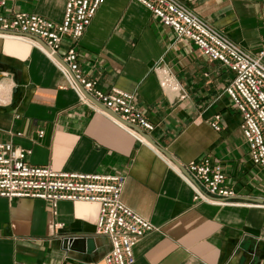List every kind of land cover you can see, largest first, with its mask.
I'll return each instance as SVG.
<instances>
[{
    "label": "crops",
    "instance_id": "obj_1",
    "mask_svg": "<svg viewBox=\"0 0 264 264\" xmlns=\"http://www.w3.org/2000/svg\"><path fill=\"white\" fill-rule=\"evenodd\" d=\"M180 1L247 52L263 49L262 0ZM65 5L7 0L11 12L55 23L62 22ZM27 39L0 34V83L8 98L0 106V143L29 150L32 166L124 176L123 203L154 226L135 246L134 264H243L248 251L251 264H264V201H254L264 199V177L250 159L241 115L226 93L234 78L229 69L179 40L135 0H105L77 46L83 74L104 93L132 95L155 127L144 132L182 166L207 156L222 165L234 203L195 202L170 160L85 104ZM68 46L65 41L60 57ZM158 66L170 74L171 88H162ZM216 115L220 131L211 126ZM99 209L94 202L54 207L41 199L0 198V264H106L111 243L96 233Z\"/></svg>",
    "mask_w": 264,
    "mask_h": 264
},
{
    "label": "built area",
    "instance_id": "obj_2",
    "mask_svg": "<svg viewBox=\"0 0 264 264\" xmlns=\"http://www.w3.org/2000/svg\"><path fill=\"white\" fill-rule=\"evenodd\" d=\"M104 1L66 0L63 20L55 23L35 13L11 12L7 0H0V30L29 34L42 40L50 52L37 41L27 39L58 66L68 86L78 93L85 104L149 145L139 133L124 124L147 132L155 128L137 106L133 96L117 89L109 93L98 90L96 82L88 79L80 68L78 43ZM135 1L145 6L161 24L172 29L179 40L192 42L202 55L221 62L234 74L226 93L241 115L240 128L250 159L264 173V47L258 55L247 52L180 0ZM262 4L264 8V0ZM65 41L69 42V46L65 56L60 57L58 51ZM55 55L63 60L67 68L55 59ZM156 73L162 88H171L172 80L168 71L158 66ZM79 85L120 120L95 105L82 93ZM177 92L180 94L179 90ZM7 103L8 98L1 96L0 106ZM220 122L221 116L216 115L211 122L212 128L220 131ZM43 135L44 131L38 132L40 138ZM29 153V150L15 147L11 142L0 143V198L41 199L54 207L61 201L97 203L100 209L96 233L107 236L111 243V250L104 258L105 263L134 264L135 246L142 237L154 230V226L123 203L121 195L125 177L57 172L48 166H32L27 160ZM168 162L192 189L195 202L220 205L234 203L236 196L233 189L226 185L222 165L210 156L185 167L191 178Z\"/></svg>",
    "mask_w": 264,
    "mask_h": 264
},
{
    "label": "water",
    "instance_id": "obj_3",
    "mask_svg": "<svg viewBox=\"0 0 264 264\" xmlns=\"http://www.w3.org/2000/svg\"><path fill=\"white\" fill-rule=\"evenodd\" d=\"M0 34H10V35H18V36H24L30 39H33L35 41H37L39 44H41L48 52H50V49L46 46V44L40 40L39 38L29 35V34H22V33H18V32H7V31H2L0 30ZM55 59L60 62L64 67L67 68V65L63 62V60L58 56L55 55L54 56ZM80 90L82 91V93L88 98L90 99L95 105H97L100 109H102L103 111L109 113L110 115H112L113 117H115L116 119L120 120V118L116 115H114L113 113H111L108 109H106L102 104H100L98 101H96L94 98H92L84 89L82 86L79 85ZM125 125L131 127L133 130H135L137 133H139L148 143H150L154 148H156L161 154H163L168 160H170V162H172L177 168H179L181 170V172L187 176L188 178H191L189 172L186 170V168L184 166H182L173 156H171L170 153H168L166 150H164L163 148L159 147L152 139L151 137L146 134L142 129L136 127V126H132L129 125L127 123L124 122ZM248 199V198H246ZM254 201H261L263 202L264 199H255ZM245 258V262L243 264H251L252 260H253V255L250 251H248V253H244V255L242 254L241 257ZM240 260L238 261L239 264ZM232 264H235V262H233Z\"/></svg>",
    "mask_w": 264,
    "mask_h": 264
},
{
    "label": "bare ground",
    "instance_id": "obj_4",
    "mask_svg": "<svg viewBox=\"0 0 264 264\" xmlns=\"http://www.w3.org/2000/svg\"><path fill=\"white\" fill-rule=\"evenodd\" d=\"M0 91H1L0 97L1 96H4L6 94V91H7L6 88H5V86L2 83L0 84Z\"/></svg>",
    "mask_w": 264,
    "mask_h": 264
},
{
    "label": "rangeland",
    "instance_id": "obj_5",
    "mask_svg": "<svg viewBox=\"0 0 264 264\" xmlns=\"http://www.w3.org/2000/svg\"><path fill=\"white\" fill-rule=\"evenodd\" d=\"M254 172L255 173H258V169L257 168H254ZM261 174H262V177H264V173L261 172Z\"/></svg>",
    "mask_w": 264,
    "mask_h": 264
}]
</instances>
